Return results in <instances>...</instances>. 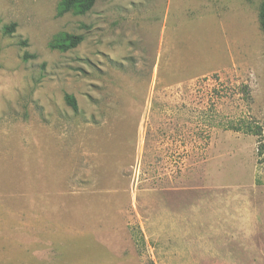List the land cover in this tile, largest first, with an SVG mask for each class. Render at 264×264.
<instances>
[{
    "label": "rangeland",
    "instance_id": "1",
    "mask_svg": "<svg viewBox=\"0 0 264 264\" xmlns=\"http://www.w3.org/2000/svg\"><path fill=\"white\" fill-rule=\"evenodd\" d=\"M65 1L0 0V264H264L263 0Z\"/></svg>",
    "mask_w": 264,
    "mask_h": 264
},
{
    "label": "trees",
    "instance_id": "2",
    "mask_svg": "<svg viewBox=\"0 0 264 264\" xmlns=\"http://www.w3.org/2000/svg\"><path fill=\"white\" fill-rule=\"evenodd\" d=\"M97 1L98 0H66L63 4L62 13H67L68 11H70L71 8L77 6L79 9V12L81 14H85L93 8L94 4ZM258 22H259L260 29L264 35V0L262 1L260 8H259ZM14 27H15L14 25H11L9 27L8 32H12L14 30ZM82 40L83 38L80 35H66L64 38V42H68V44L60 45L57 48L62 49L64 51L72 50V49H75L82 42ZM24 58L27 59V58H32V57L25 55ZM65 102L74 112L77 111V103L73 97L66 95ZM246 127L247 128L245 130L241 126H231L229 129L235 132L243 131L244 133H250V134L253 133L257 137L261 136V132L259 130H257V132H253V129L251 127H248V126ZM263 148L264 147L262 146V149Z\"/></svg>",
    "mask_w": 264,
    "mask_h": 264
}]
</instances>
